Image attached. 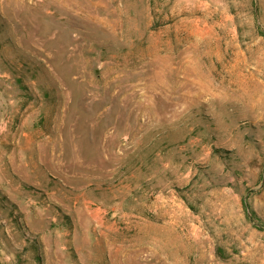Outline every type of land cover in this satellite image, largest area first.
<instances>
[{
    "label": "rangeland",
    "instance_id": "obj_1",
    "mask_svg": "<svg viewBox=\"0 0 264 264\" xmlns=\"http://www.w3.org/2000/svg\"><path fill=\"white\" fill-rule=\"evenodd\" d=\"M0 264H264V0H0Z\"/></svg>",
    "mask_w": 264,
    "mask_h": 264
}]
</instances>
